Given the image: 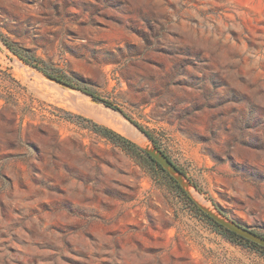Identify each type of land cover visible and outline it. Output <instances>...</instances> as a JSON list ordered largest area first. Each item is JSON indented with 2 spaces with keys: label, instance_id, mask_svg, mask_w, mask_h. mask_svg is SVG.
Segmentation results:
<instances>
[{
  "label": "rangeland",
  "instance_id": "374dc122",
  "mask_svg": "<svg viewBox=\"0 0 264 264\" xmlns=\"http://www.w3.org/2000/svg\"><path fill=\"white\" fill-rule=\"evenodd\" d=\"M216 218L264 239V0H0V264H264Z\"/></svg>",
  "mask_w": 264,
  "mask_h": 264
},
{
  "label": "water",
  "instance_id": "95a60500",
  "mask_svg": "<svg viewBox=\"0 0 264 264\" xmlns=\"http://www.w3.org/2000/svg\"><path fill=\"white\" fill-rule=\"evenodd\" d=\"M163 163H165L167 166H169L170 168H172L173 170L176 171V167L168 160V159H162ZM216 220L223 225L224 227H226L228 230L241 235L242 237H245L261 246L264 247V239L259 237L258 235L254 234L253 232H251L250 230H248L247 228L239 225V224H235L233 222L221 219V218H216Z\"/></svg>",
  "mask_w": 264,
  "mask_h": 264
},
{
  "label": "trees",
  "instance_id": "16d2710c",
  "mask_svg": "<svg viewBox=\"0 0 264 264\" xmlns=\"http://www.w3.org/2000/svg\"><path fill=\"white\" fill-rule=\"evenodd\" d=\"M106 105H108L109 107H112L113 109H116V110H119L115 105H113V104H111L110 102H108V101H103ZM227 230V229H226ZM228 231V230H227ZM230 233H232V234H234V235H236L234 232H231V231H229ZM240 237V236H239ZM243 239V238H242ZM244 240H246V239H244ZM247 242H249V243H253V242H251V241H249V240H246ZM254 244V243H253ZM254 245H256V244H254ZM259 247H261V248H263L264 249V247L263 246H261V245H259Z\"/></svg>",
  "mask_w": 264,
  "mask_h": 264
}]
</instances>
